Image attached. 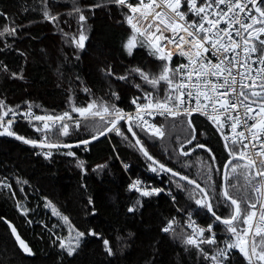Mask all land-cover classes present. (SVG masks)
I'll return each instance as SVG.
<instances>
[{
	"label": "snow or ice",
	"instance_id": "obj_1",
	"mask_svg": "<svg viewBox=\"0 0 264 264\" xmlns=\"http://www.w3.org/2000/svg\"><path fill=\"white\" fill-rule=\"evenodd\" d=\"M98 9L110 15L116 13L111 18L121 26L127 25L121 40L123 53L134 59L142 48L152 58L148 62L152 67L133 64L130 59V66L118 71L114 63H103L99 72L108 90L104 97H98L81 82L88 97L85 104L75 102L73 82L69 80V108L61 113L37 114L35 109L40 106L31 101L13 104L0 98V137H11L39 149L35 154L47 161L55 154L72 158L81 177V195L86 197L84 215L95 218L96 198L86 178L90 172L102 176L109 165L105 162L89 168L76 150L87 152L93 142L102 137L111 142L115 135L138 150L149 173L167 176L170 186L187 193V199L195 205L192 210L190 206L181 207L170 190L137 177L126 185L127 191L136 195L134 203L126 208L128 214L134 217L143 201L166 194L180 216L162 221L159 231L179 242L189 257L194 254L196 264H264V0H67L65 4L34 0L24 12L36 13L51 25L63 43L76 50L74 58L78 60L90 40L89 18ZM31 23L26 25L16 13L0 10V56L5 57L0 59V78H25L30 53L18 45L30 36L27 28ZM13 53L22 58L15 68L6 59ZM75 80H80L79 75ZM125 94L131 96L128 103L132 110L121 107ZM196 116L203 117L218 134L226 153L223 159L199 141L209 129L201 132ZM157 117L171 120L173 127L183 130L186 125L190 130L184 139L177 137L178 147L168 155L169 163L151 154L145 139L165 136L164 125ZM20 120L29 124L36 138L18 134L15 125ZM85 128L90 134L81 136ZM197 149L207 153L205 159L197 157L203 184L174 166L191 167L180 158L190 157ZM116 160L126 171L130 168L119 153ZM26 185L28 181L19 176L15 177V186L12 177H0V192L6 191L16 211L32 224L28 216L33 209L27 204ZM233 190L241 195H233ZM40 199L43 208L67 228V235H62L55 231L59 224L51 226L52 244L61 257L74 258L87 238L100 242L103 253L110 258L127 247L125 238L118 235L119 243L114 248L95 225L81 229L48 197L41 194ZM221 206L228 210L227 215L218 211ZM201 214L210 222L198 221L196 217ZM0 221L10 230L15 247L25 256H33V249L17 227L5 217ZM86 223L91 224V220ZM219 226H223V237L216 234ZM60 264H64L63 259ZM146 264L157 261L146 259Z\"/></svg>",
	"mask_w": 264,
	"mask_h": 264
},
{
	"label": "trees",
	"instance_id": "obj_2",
	"mask_svg": "<svg viewBox=\"0 0 264 264\" xmlns=\"http://www.w3.org/2000/svg\"><path fill=\"white\" fill-rule=\"evenodd\" d=\"M33 2L34 0H0V10L16 13L17 18L22 19L26 25L32 21L27 28L30 36L18 45L30 53L28 63L25 65V78L15 81L0 78V98H6L13 104L31 101L34 105L40 106L35 109L37 114L61 113L69 108V80L73 82L71 88L73 99L77 104H85L88 97L80 87L81 82L91 88L98 97H104L108 90V84L99 72V67L103 63H114L118 71L130 66L127 63L130 59L133 64L152 67L148 64L152 58L142 48L136 51L134 59L123 53L121 40L125 36L127 25L121 26L111 18V15L116 13L110 15L107 11L98 9L95 16H90L88 25L90 40L86 50L79 53L80 59L77 60L74 58L76 50L63 43L61 36L51 25L42 21L36 13L25 14L24 8L30 9ZM58 3L65 4L67 0H58ZM61 11L66 9L62 8ZM31 36L37 39L33 40ZM0 59L5 57L0 56ZM6 59L14 68L22 63V58L16 57L15 53ZM154 63L156 62L153 61ZM76 75H79V81L75 80ZM130 99V94H125L121 107L130 109L128 103ZM195 119L201 132L209 129L206 134L199 136V141L213 148L217 156L223 159L226 153L219 142L218 134H215V130L211 129L203 117L196 116ZM159 124L164 125L165 136L160 139L147 137L145 139L150 153L157 159L169 163L168 155L178 147L177 137L184 139L190 130H187L186 125L183 130L173 127L171 120L162 119ZM15 129L18 134L28 138L37 136L23 120L15 125ZM89 134L88 128L80 132L81 136ZM114 147L116 151H113ZM76 151L89 168L105 162L109 165V169L102 176L98 177L90 172L86 178L89 191L96 198L98 214L95 218L84 215L86 197L81 195L83 192L79 187L81 177L72 158L55 154L51 161H47L41 155L35 154L39 149L0 137V177L5 175L12 177L14 186L17 176L28 181L30 186H25L28 194L27 204L33 209L28 219L33 223L29 224L25 217L16 211L15 202L9 198L6 191L0 192V217L7 218L17 227L22 238L29 243L34 252L33 256H25L20 252L15 247L10 230L0 221V261L4 264L8 261H11V264H60L63 259L64 264H108L109 260L112 264H146V259L154 258L157 264H196L194 254L189 257L179 242L173 241L171 237L159 231L162 221L172 216L178 218L180 216L168 195L161 194L159 197L143 201V207H138L134 217L127 213V206L136 199L135 194L127 191L129 178L151 179L155 176L147 171V162L137 149L113 135L111 142L101 138L99 142L92 144L89 151ZM117 153L130 166L127 172L123 171L120 161L116 160ZM197 157L205 159L207 153L197 149L190 157H181L182 161H188L191 165L187 169L182 165L174 166L179 167L182 172H187L192 178L199 179L203 184V177L199 176ZM161 179L167 184L166 189L177 195L181 207L190 206V210L195 209V205L187 199V193L180 192L174 185L170 186L167 176ZM16 191L23 200V194L19 189ZM41 194L48 197L81 229L95 225L98 231L111 240L114 248L119 243L116 240L118 235L125 238L127 247L122 251L118 250L116 256L110 258L103 253L100 242L87 238L74 258H68L66 255L61 257L59 249L52 244L51 226L54 223L59 224L60 227L55 231L62 235H67V228L53 217L50 211L43 208ZM233 195L239 197L241 194L233 190ZM218 211H222L224 215L228 214V210L223 206ZM183 219H186V215ZM183 219L180 220L181 224ZM196 219L210 222L203 214ZM88 220H91V224L86 223ZM41 222L46 226H42ZM129 233L133 235L129 237ZM216 234L220 237L225 235L223 226L217 228Z\"/></svg>",
	"mask_w": 264,
	"mask_h": 264
},
{
	"label": "built area",
	"instance_id": "obj_3",
	"mask_svg": "<svg viewBox=\"0 0 264 264\" xmlns=\"http://www.w3.org/2000/svg\"><path fill=\"white\" fill-rule=\"evenodd\" d=\"M174 59H176L177 61H179L181 58H180V57H175ZM130 106H131V105H130ZM129 110H132V109L130 108ZM156 119H157V121H158V123H159V121L162 120V119H164V118L157 117ZM121 167H122V165H121ZM122 169H123L124 172H127V171H128V170L126 171L123 167H122ZM131 179H134V178H129V182L131 181ZM142 179L148 181L150 184H154V185H156V186H162V187L167 188V184H164V183H163L161 177L154 176V177L151 178V179H148V178H142ZM164 195H165V194H164Z\"/></svg>",
	"mask_w": 264,
	"mask_h": 264
},
{
	"label": "water",
	"instance_id": "obj_4",
	"mask_svg": "<svg viewBox=\"0 0 264 264\" xmlns=\"http://www.w3.org/2000/svg\"><path fill=\"white\" fill-rule=\"evenodd\" d=\"M3 138H9V139H13V138H11V137H3ZM103 138V137H102ZM13 140H15V139H13ZM15 141H17V140H15ZM17 142H19V143H21L20 141H17ZM134 142V141H133ZM94 143V142H93ZM23 144V143H22Z\"/></svg>",
	"mask_w": 264,
	"mask_h": 264
}]
</instances>
